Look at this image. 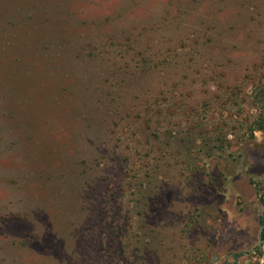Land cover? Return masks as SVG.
<instances>
[{
    "label": "rangeland",
    "instance_id": "1",
    "mask_svg": "<svg viewBox=\"0 0 264 264\" xmlns=\"http://www.w3.org/2000/svg\"><path fill=\"white\" fill-rule=\"evenodd\" d=\"M264 0H0V264H264Z\"/></svg>",
    "mask_w": 264,
    "mask_h": 264
},
{
    "label": "trees",
    "instance_id": "2",
    "mask_svg": "<svg viewBox=\"0 0 264 264\" xmlns=\"http://www.w3.org/2000/svg\"><path fill=\"white\" fill-rule=\"evenodd\" d=\"M264 110V106H263ZM255 128L257 131H262L264 132V116H259L258 119L255 121ZM262 224L264 225V219L262 220Z\"/></svg>",
    "mask_w": 264,
    "mask_h": 264
}]
</instances>
